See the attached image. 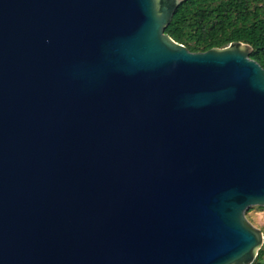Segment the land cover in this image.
I'll return each mask as SVG.
<instances>
[{"label": "water", "instance_id": "water-1", "mask_svg": "<svg viewBox=\"0 0 264 264\" xmlns=\"http://www.w3.org/2000/svg\"><path fill=\"white\" fill-rule=\"evenodd\" d=\"M183 1L0 0V264L254 262L264 68Z\"/></svg>", "mask_w": 264, "mask_h": 264}, {"label": "trees", "instance_id": "trees-1", "mask_svg": "<svg viewBox=\"0 0 264 264\" xmlns=\"http://www.w3.org/2000/svg\"><path fill=\"white\" fill-rule=\"evenodd\" d=\"M165 33L193 52L247 43L264 68V0H184ZM252 264H264V246Z\"/></svg>", "mask_w": 264, "mask_h": 264}, {"label": "rangeland", "instance_id": "rangeland-1", "mask_svg": "<svg viewBox=\"0 0 264 264\" xmlns=\"http://www.w3.org/2000/svg\"><path fill=\"white\" fill-rule=\"evenodd\" d=\"M261 207L264 206L250 207L246 212V216L253 225L260 228L264 233V208Z\"/></svg>", "mask_w": 264, "mask_h": 264}]
</instances>
